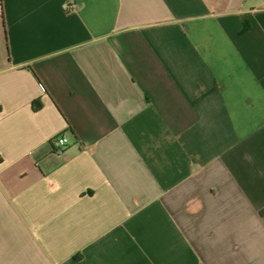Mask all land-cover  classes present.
Segmentation results:
<instances>
[{"label":"crops","instance_id":"crops-1","mask_svg":"<svg viewBox=\"0 0 264 264\" xmlns=\"http://www.w3.org/2000/svg\"><path fill=\"white\" fill-rule=\"evenodd\" d=\"M0 264H264V0H0Z\"/></svg>","mask_w":264,"mask_h":264},{"label":"built area","instance_id":"built-area-1","mask_svg":"<svg viewBox=\"0 0 264 264\" xmlns=\"http://www.w3.org/2000/svg\"><path fill=\"white\" fill-rule=\"evenodd\" d=\"M67 144V139L65 137H58L52 140V146L54 151L62 152Z\"/></svg>","mask_w":264,"mask_h":264},{"label":"trees","instance_id":"trees-1","mask_svg":"<svg viewBox=\"0 0 264 264\" xmlns=\"http://www.w3.org/2000/svg\"><path fill=\"white\" fill-rule=\"evenodd\" d=\"M246 30H247V27L245 26L244 29H243V31H246ZM35 105H36V108H40V107H41V103H40V101H37V102L35 103ZM56 138H58V137H56ZM56 138H54V139H56ZM51 144H52V142H51Z\"/></svg>","mask_w":264,"mask_h":264}]
</instances>
